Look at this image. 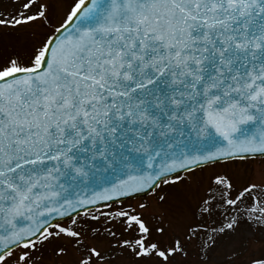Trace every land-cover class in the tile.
Here are the masks:
<instances>
[{"label": "snow or ice", "instance_id": "1", "mask_svg": "<svg viewBox=\"0 0 264 264\" xmlns=\"http://www.w3.org/2000/svg\"><path fill=\"white\" fill-rule=\"evenodd\" d=\"M0 264H264V0H0Z\"/></svg>", "mask_w": 264, "mask_h": 264}]
</instances>
